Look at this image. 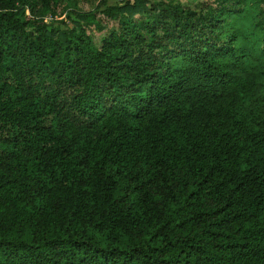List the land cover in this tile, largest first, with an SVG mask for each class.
Masks as SVG:
<instances>
[{
  "label": "trees",
  "instance_id": "obj_1",
  "mask_svg": "<svg viewBox=\"0 0 264 264\" xmlns=\"http://www.w3.org/2000/svg\"><path fill=\"white\" fill-rule=\"evenodd\" d=\"M75 4L0 0V264H264V0Z\"/></svg>",
  "mask_w": 264,
  "mask_h": 264
},
{
  "label": "rangeland",
  "instance_id": "obj_2",
  "mask_svg": "<svg viewBox=\"0 0 264 264\" xmlns=\"http://www.w3.org/2000/svg\"><path fill=\"white\" fill-rule=\"evenodd\" d=\"M117 0H109V2H116ZM154 1H164L167 3H177L183 4L184 6H191L194 8H204L208 0H149ZM76 3L74 8L82 12L89 11L91 13L88 19L92 22H96L97 26H93L87 30L89 36L92 37L95 44L100 46L103 40L114 30L120 28V23L118 21L110 20L105 13L98 7L102 0H74ZM65 2L59 4L57 17L59 19L66 18L70 12L69 9L65 7ZM104 27L103 30L97 29L98 27Z\"/></svg>",
  "mask_w": 264,
  "mask_h": 264
}]
</instances>
